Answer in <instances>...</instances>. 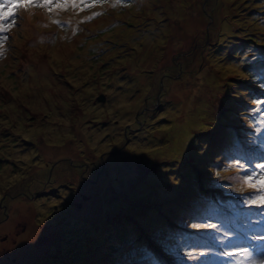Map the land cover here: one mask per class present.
Listing matches in <instances>:
<instances>
[{
	"label": "rangeland",
	"instance_id": "1",
	"mask_svg": "<svg viewBox=\"0 0 264 264\" xmlns=\"http://www.w3.org/2000/svg\"><path fill=\"white\" fill-rule=\"evenodd\" d=\"M55 12L0 33V264H132L165 235L191 247L171 223L253 195L254 138L237 131L264 97V0ZM207 251L200 264H251Z\"/></svg>",
	"mask_w": 264,
	"mask_h": 264
},
{
	"label": "snow or ice",
	"instance_id": "2",
	"mask_svg": "<svg viewBox=\"0 0 264 264\" xmlns=\"http://www.w3.org/2000/svg\"><path fill=\"white\" fill-rule=\"evenodd\" d=\"M118 2L120 0H117ZM52 4L53 0H0V33L9 31L10 27L15 23L17 9L45 7L51 10L50 6ZM56 5L61 8L69 6L67 2L60 3V0H56ZM71 6L77 7L75 2ZM9 18H12L11 23H8ZM91 18L89 17L88 19ZM6 39L7 36H0V40ZM255 72L257 75H264V63ZM257 105L258 107L253 110V118L256 121L255 131L258 135L254 139L264 137V100H257ZM261 143L264 144V140H261ZM255 167L261 169V172H249L244 179V185L255 189L256 192L245 199L246 210H237L235 212L236 217L245 218L247 231L241 235L239 231L229 227L219 216H215V219L220 221L219 223L210 222L213 219V209L210 210L206 222L193 224L195 229L208 235L185 238L188 241H195L191 244L193 249L201 244L210 249L207 241L213 240L221 245L222 250L219 253L221 257L228 258L243 255L245 259L251 261V264H264V256H257V252L260 249L258 242L264 241V163H257ZM253 217H255V221H253ZM213 230L215 234H213ZM209 254H211V251L205 252L201 250L189 252L188 256L193 260H198ZM232 264H236V262L233 261Z\"/></svg>",
	"mask_w": 264,
	"mask_h": 264
},
{
	"label": "trees",
	"instance_id": "3",
	"mask_svg": "<svg viewBox=\"0 0 264 264\" xmlns=\"http://www.w3.org/2000/svg\"><path fill=\"white\" fill-rule=\"evenodd\" d=\"M263 77H264V75H257V78H256L259 81L262 89H264V84L261 83V82H264ZM255 94H257V93H255ZM260 95H264V94H258V96H256L254 99L260 98L261 97ZM259 100H264V97L262 96ZM257 107H258V105H255L253 110H255ZM252 113H253V111H252ZM251 117H252V129H251V127L247 126L246 132L245 131L244 132L237 131V133H239L237 135L240 137V138H238V140H240V139L244 140L245 139L244 137H246L248 135H252L253 138H255L258 135L255 131L256 121L253 118V114H251ZM249 131H252V132H249ZM261 140H264V137H261L260 139H254L253 145L256 147L263 146L264 144L261 143ZM244 142L246 143L245 140H244ZM242 157H243L242 163H247L246 167H249V165H248L249 158L253 159L254 161H257L256 159H258L260 156L256 153H253L250 150H246V152L242 155ZM242 166L243 165H241L240 168L243 169ZM85 168L87 169L88 165L85 166ZM235 171H237V170L232 169L231 170L232 174H233V172L235 173ZM220 187H222V185ZM171 227H172V229L169 231V232H171V234L180 233V234H185L184 236H186V237L191 236L194 238L206 236L203 232H198L197 229H195L196 233H197L196 235L195 234L190 235V233L185 230V226H183L182 223L173 222V223H171ZM180 240H181L180 238H178V239L168 238L165 235L164 237H162L161 239H159L156 242V245L154 243V245L151 246L152 250L144 249V251L142 252L143 255L137 257L135 260H132L131 262H135L136 264H157V263L167 264V262L168 263L170 262V264H175L177 262V260L180 259L178 257V255L181 256L184 254V250L178 244V242ZM194 242H195L194 240L191 241V243H194ZM207 243L209 245H211V240H208ZM201 245H203V244H201ZM117 258H120V256ZM164 258H169V259L167 261H164L165 260ZM120 259L122 260V258H120ZM114 263L117 264L116 260L112 261V264H114ZM176 264H181V263L177 262Z\"/></svg>",
	"mask_w": 264,
	"mask_h": 264
},
{
	"label": "bare ground",
	"instance_id": "4",
	"mask_svg": "<svg viewBox=\"0 0 264 264\" xmlns=\"http://www.w3.org/2000/svg\"><path fill=\"white\" fill-rule=\"evenodd\" d=\"M181 8L184 9V6L181 7ZM181 8H180V9H181ZM182 9H181V10H182ZM138 22H139V21H138ZM134 50H135V49H134ZM136 50H137V49H136ZM4 52H5V51H4ZM4 52L1 53V57L4 55V54H3ZM24 241H25V239H24Z\"/></svg>",
	"mask_w": 264,
	"mask_h": 264
}]
</instances>
